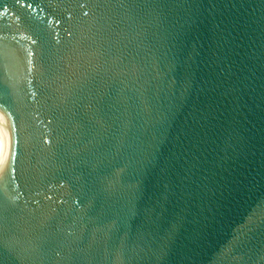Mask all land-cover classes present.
<instances>
[{"label":"water","instance_id":"95a60500","mask_svg":"<svg viewBox=\"0 0 264 264\" xmlns=\"http://www.w3.org/2000/svg\"><path fill=\"white\" fill-rule=\"evenodd\" d=\"M0 264H264V0H0Z\"/></svg>","mask_w":264,"mask_h":264}]
</instances>
